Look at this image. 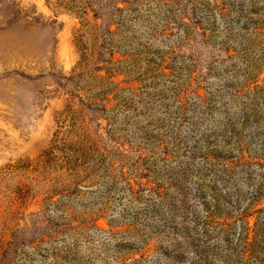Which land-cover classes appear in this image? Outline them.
<instances>
[{
	"label": "rangeland",
	"instance_id": "rangeland-1",
	"mask_svg": "<svg viewBox=\"0 0 264 264\" xmlns=\"http://www.w3.org/2000/svg\"><path fill=\"white\" fill-rule=\"evenodd\" d=\"M204 253L264 264V0H0V264Z\"/></svg>",
	"mask_w": 264,
	"mask_h": 264
},
{
	"label": "trees",
	"instance_id": "trees-1",
	"mask_svg": "<svg viewBox=\"0 0 264 264\" xmlns=\"http://www.w3.org/2000/svg\"><path fill=\"white\" fill-rule=\"evenodd\" d=\"M248 75H250V74H248ZM247 78V77H246ZM259 87V85L258 84H256V85H254V87L253 88H258ZM147 186V185H146ZM129 187H131V185L129 184ZM131 189H132V187H131ZM147 189L148 190H150V191H153L155 194H157V195H160V197H163L162 195H161V192H159V190L158 189H156L157 191H155V190H153V189H151L150 188V186H148L147 187ZM218 201V198L217 197H215V196H213V199H212V201H206L205 200V204H206V206H205V208H204V210L206 211V219L203 221V225H206V226H209V225H212L211 224V218H212V216L213 215H215V214H217V211H218V208H219V203L217 202ZM241 210H244V208H241ZM215 225H217V224H215ZM219 226H221V224H218ZM255 225V224H254ZM213 226V225H212ZM185 227H187V225H185ZM242 230H244L245 228L246 229H248L249 230V228L251 229V226L248 224V222H247V224H246V226L245 227H242V225H240L239 226ZM253 229V228H252ZM219 230V229H218ZM205 232H209V230H207V229H205ZM241 233H239V235H240ZM238 235V236H239ZM247 240H243L242 241V244H243V248H244V250H245V258H246V260H257V258H255L254 257V252H253V243H251L249 240H248V238H246ZM213 245V244H212ZM214 246V245H213ZM219 247V245H217V244H215V248L217 249ZM202 249L204 250V251H206V253H209L210 252V250H209V248H208V246H206V244H202L201 246H199V250L200 251H202ZM221 249V248H220ZM244 250H242V255H243V252H244ZM179 251V250H178ZM179 254H183V252L180 250V252H178ZM202 256H203V254H202ZM206 257H207V254H205L204 253V256L202 257V258H200L199 259V261H192V262H190L191 264H197V262H200V263H202L203 264V262H205L204 260H206Z\"/></svg>",
	"mask_w": 264,
	"mask_h": 264
}]
</instances>
